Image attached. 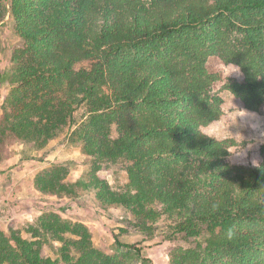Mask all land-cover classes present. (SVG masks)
<instances>
[{"label":"trees","instance_id":"trees-1","mask_svg":"<svg viewBox=\"0 0 264 264\" xmlns=\"http://www.w3.org/2000/svg\"><path fill=\"white\" fill-rule=\"evenodd\" d=\"M6 10L22 44L11 55L0 144L42 149L69 133L86 157L120 161L127 175L120 189L97 166L66 182L68 162L54 160L33 178L37 191L92 189L101 204L128 209L139 230L163 217L202 237L170 251L169 264H264V141L258 165L244 167L228 161L232 139L201 131L222 112L215 83L248 111L264 104V0H8L7 9L0 0V21ZM211 56L238 66L241 79L209 72ZM25 232L0 228V264L138 258L101 251L83 223L56 214ZM46 236L60 242L55 258L41 253Z\"/></svg>","mask_w":264,"mask_h":264},{"label":"rangeland","instance_id":"rangeland-1","mask_svg":"<svg viewBox=\"0 0 264 264\" xmlns=\"http://www.w3.org/2000/svg\"><path fill=\"white\" fill-rule=\"evenodd\" d=\"M8 8V0H4ZM22 44L14 31V22L8 10L0 21V114L3 98L10 87L9 76L15 68L11 62L12 52ZM209 72L221 77L230 76L238 80L242 75L238 66L225 64L211 56L206 62ZM223 99L219 118L201 131L216 139H232L228 161L235 165L254 167L259 163L257 150L264 141V104L258 112L246 110L242 103L220 83L212 86ZM54 160L68 162L66 182L83 179L92 168L98 167L97 174L104 177L113 189H120L127 181L122 162H96L86 157L80 144L63 133L50 140L46 147L35 149L31 143L16 140L0 144V228L19 229L23 235L31 225H36L41 215L56 214L62 219L83 223L91 234L92 244L101 251L116 255L129 250L138 258L129 264H142L140 257L147 258L144 264H169V252L181 247H194L201 236L187 237L176 231L166 219L159 217L150 231L139 230L133 225L131 212L116 205H103L94 195V190H81L78 195L57 197L36 190L33 178L37 173L50 168ZM36 190V191H35ZM202 229H205L203 225ZM41 253L55 258L60 242L49 236L41 238ZM118 243H117V242ZM202 242V241H201ZM122 244H134L139 249H128Z\"/></svg>","mask_w":264,"mask_h":264},{"label":"crops","instance_id":"crops-1","mask_svg":"<svg viewBox=\"0 0 264 264\" xmlns=\"http://www.w3.org/2000/svg\"><path fill=\"white\" fill-rule=\"evenodd\" d=\"M36 191V190H35Z\"/></svg>","mask_w":264,"mask_h":264}]
</instances>
